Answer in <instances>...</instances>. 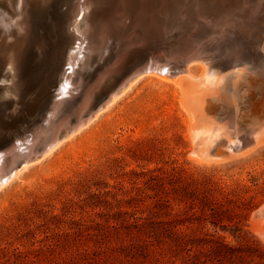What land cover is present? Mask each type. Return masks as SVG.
<instances>
[{
  "label": "rangeland",
  "instance_id": "obj_1",
  "mask_svg": "<svg viewBox=\"0 0 264 264\" xmlns=\"http://www.w3.org/2000/svg\"><path fill=\"white\" fill-rule=\"evenodd\" d=\"M60 1L50 0L51 3L45 4L52 6L46 17L50 55L49 63L42 72H37L22 82L9 74L5 67H0L1 137L24 130L28 123L31 125L37 118L45 115V106L48 108L51 102L60 101L61 95L58 94L62 91L58 79L65 68V54L72 47L66 39L70 37L71 31L68 24L63 23V14L77 0ZM106 1L108 6L104 4L105 0H92L95 6L90 9V27L85 28V34L88 44L101 47L100 30H105L108 26L111 28L110 34L117 36L115 44H118L113 49L117 55L112 61L114 63L117 59L115 68L124 59L126 52V56L131 57L132 52H140L145 46L143 43L142 46L133 45L134 43L131 45V38L128 37L133 32L128 27L122 28L124 32L117 29L121 27L119 21L126 8L123 9V3L128 1L134 2L136 6L133 5L132 12L131 6L129 10L127 8L131 22L137 20L136 25L138 24L142 9L147 5L151 15L143 16L145 20L151 18L147 19L148 23H160L159 31L156 28L152 35L141 34L142 38L139 40L143 36L147 41L157 37L166 39L165 42L158 39V46L165 49H159L151 57L150 63H155L159 54L172 53L170 47L174 44V38L178 41L176 43L186 45V51L190 52L195 47L198 49V46L199 49L203 48V56L209 62L206 64H214L208 66L209 73L217 71L220 66L217 74L216 71L214 75L210 74L213 77L216 75L214 78L219 79V83L243 77L244 72L258 70L264 61L263 0H259L261 3L258 0H214L215 6L212 4L213 0L211 5L210 0H151L153 3L150 5L153 6L148 5V0L147 3L143 0ZM45 5L43 6L46 7ZM249 5L252 9H248ZM151 7L156 9L152 10ZM246 7L249 11L245 10ZM237 8L240 9V14ZM185 9L188 11H184ZM193 12L196 14L192 15ZM224 12L227 17L223 16ZM152 14L157 16L152 18ZM118 15L120 17L117 20ZM228 17L235 21L239 18V24L236 22L239 26ZM219 28L226 29L222 30L227 34L222 35L223 31ZM193 29L197 31L194 32ZM134 34L140 35L138 31ZM184 39H187L186 44ZM182 42L184 43L181 44ZM127 43H130L129 46ZM124 44L127 45L126 48ZM235 48L240 49L236 51ZM97 49L94 53H87L84 64L74 67V74L72 70H67L72 75L73 96H77L86 87L87 76L97 70L103 64V58L108 56L105 51L109 48L101 50L102 54L98 57ZM226 52L229 57L232 56L228 57L230 60L225 57ZM211 54L213 58L209 57ZM120 56L122 60L118 61ZM216 56H220V62ZM162 62L159 64L162 65ZM224 64L229 65L226 68ZM113 69L111 67L110 70ZM193 71L198 75V65L193 66ZM112 74L102 75L100 87L89 89L94 97L103 92L104 82H108ZM18 85L21 88L17 90ZM14 92L18 94L15 95ZM177 93L178 87L169 82L158 83L148 78L139 80L88 127L63 142L48 158L30 166L19 179L13 180L0 191V264H264V235L258 229L259 225H264V219L257 212L264 206V145L247 156L221 164L193 162L190 155L193 141L186 128L187 113L180 106ZM19 94L24 97L22 100ZM61 98L69 101L71 97ZM63 111L66 110L62 108L61 112ZM2 112L7 117L4 118ZM44 122L39 121L37 124L45 127L47 122Z\"/></svg>",
  "mask_w": 264,
  "mask_h": 264
},
{
  "label": "bare ground",
  "instance_id": "obj_2",
  "mask_svg": "<svg viewBox=\"0 0 264 264\" xmlns=\"http://www.w3.org/2000/svg\"><path fill=\"white\" fill-rule=\"evenodd\" d=\"M49 1L50 0H0V67L1 68L5 67L7 69V71L9 72V74L11 73L13 77H17V79L19 81L22 80V82H23L25 79L27 81L35 73H37V72L41 73L42 70L49 63L48 58H49L50 53H49V46H48L49 44H47V42H48V31H47L48 24L46 21V17H48L47 15L49 12V8L52 6H49L50 4H48L47 6L45 5ZM51 1H55V0H51ZM61 1H63V0H61ZM124 1H128V0H124ZM143 1H145V3H147V0H143ZM178 1H180V0H178ZM220 1H222V0H220ZM117 2L118 1H116V3ZM128 2H130V1H128ZM151 2H152L151 0H148V5H150ZM183 2H184V0H183ZM209 2L211 5L212 1L210 0ZM49 3H51V2H49ZM54 3H56V2H54ZM64 3H66V2L64 1ZM156 3H158V2H156ZM213 3H215L214 0H213L212 4ZM256 3H258V2L256 1ZM104 4L106 6H108V3L106 0H105ZM124 4L125 3H123V5ZM132 4L135 6L134 2ZM248 4H250V3H248ZM43 5H45L46 7H44ZM71 5L63 14V18L65 20L63 23H67L69 26L68 28H70V31H71L70 37H68L66 39L68 40V43H70L72 45V47L71 48L68 47L69 48L68 51L66 52V54L64 53L65 59H64L63 64H64L65 68L63 71L61 70L62 74L61 75L59 74L60 79H58L55 76L56 79L60 80L59 88H61V91H62V93L59 92L58 96L59 95L64 96V97L69 96L71 98L69 101L65 100L64 98H63L64 100L62 98H61L62 99L61 100L60 99L61 96H60L59 97L60 101H58V99H56L58 102H53V103L51 102V104L48 106V108H46V106H45V110L47 109V111L45 112V115L37 118V120H35L34 123L32 121H30L33 124L30 125V123H28V127H25L24 130L18 131V132L17 131L11 132L12 135L8 134V136H5V137L0 136V191H2L5 187H7L13 180L19 179L21 174L24 171H26L30 166L41 162L40 160L43 158H48L55 150H57L63 144V142H65L66 140L68 141V140L72 139L77 133L81 132L83 129L88 127L99 115H101L106 110L110 109L112 107V105L117 101L118 98L125 95L139 80L144 79V78L151 79L154 82H158V83H163V82L168 83L169 82V83L178 87V89H179V93H177L178 102H179L180 106L182 107V109H184L185 113H187V120H186L187 127L186 128L188 129V131H187V129H186V131H187V133L189 132L188 134H190V136L192 138L190 140L193 141V145H191L192 148H190L191 153L189 152L190 155L192 156L191 160L193 162L198 163V164H210V163L221 164L222 162H226V161H230V160H236V159L242 158L244 156H247L249 153L255 151L257 148L264 145V61L261 64V67L257 68L258 70L244 72L245 76H243V77L239 76L237 78H234L233 80H230L227 82L225 81L226 83H219V79L214 78V77H216V75L214 77L211 76L216 70L214 71L212 68H210L214 72L212 74L209 73V67L208 66H210L212 64L207 65L209 62H207L205 55L203 56V54H204L203 48L202 49L200 48L201 49L200 50L199 49L200 46H198V44H196V43L194 45H197L198 49H195L196 47L194 48V46H193L194 49H191L190 52L186 51L187 48L186 49L184 48L186 45H178L177 43H174L175 44L174 46L169 45V46H171L170 47L171 51H172L171 54L163 53L161 55L158 53L159 57L156 58L155 63H152V62L150 63L149 62L150 58L159 49H161L163 47V46L162 47L158 46L157 42H159L160 40L162 42L164 40L166 41V39L162 40V38L159 39L157 37L156 39L149 40L147 42V44H145V46H143L144 48L142 50L140 49V52H132V54H131L132 56L131 57L129 56L130 60L128 59L129 57L126 56L127 55L126 53H128V52L125 53L123 60L121 59V56H120V59L118 61H121V60L122 61L119 62V64L116 65V68H115L114 63L117 62L116 61L117 59L115 60L114 63L112 61H114L113 59L115 58V56H117L115 54V51H114L116 49L114 46L117 44V43L115 44V39L117 36L114 37L113 34H110L112 32V30H111V28H109V26H108V28H105V30L104 29L100 30V34H99L100 40L99 41L102 44L101 47H98L95 43H92V44H95L96 46L87 43V36L85 34V31H86L85 28L89 29V27H90L88 25L89 17L91 15L90 9L93 6H95V3L92 2V0H77V2H75L72 6ZM133 5H131V12L133 10L132 8L134 7ZM162 5H160V6H162ZM175 5H177V4H175ZM181 5H183V4H181ZM208 5H209V3H208ZM124 6H123V9H124ZM150 6H153V5H150ZM243 6H244V4H243ZM56 7H58V6H56ZM65 7H67V6H65ZM118 7L120 8L121 6L118 5ZM146 7H149V6L146 5ZM218 7H221V6L218 5ZM249 7L250 8H248V9H252L250 5H249ZM59 8H60V6H59ZM61 8H63V7H61ZM151 8H152V10H154L153 7H151ZM184 8H186V7H184ZM239 8H240V5H239ZM239 8H237L238 14H240ZM157 9H159V8H157ZM187 9H189V8H187ZM215 9H214V11H215ZM220 9H222V8H220ZM241 9H242V11H244L242 6H241ZM128 10H129V8H128ZM128 10L126 8L124 9L123 17L119 21V26H121V27L117 28V29H119V30L121 29L123 31L124 29H122V28L126 29V27H128L129 30H132L133 35L132 34H131L132 36L129 35L128 38H131V45H132V43H134L133 45H137L138 43H140L139 38H141V37L140 36L138 37V36H136V34H134L137 31V29H136L137 25H136V22H133L134 21L133 15L131 16L133 18L132 19L133 21L131 22V19L129 16L130 14H128ZM137 10H140V9H137ZM149 10H150V8H149ZM194 10H196V9H194ZM209 10H210V8H209ZM211 10H213V9L211 8ZM245 10H247V7ZM147 11H148V8H147ZM147 11H146V13L144 12L145 15H147V14L149 15V11H148V13H147ZM184 11H188V10L185 9ZM191 11H192V9H191ZM205 11H206V9H205ZM247 11H249V10H247ZM57 13H59V12H57ZM186 13H188V12H186ZM194 13L195 12H193L192 15H194ZM137 14L138 13H135V15H137ZM155 14H157V13H155ZM163 14H162V16H163ZM189 14H191L190 11H189ZM189 14H186V15H189ZM202 14H204V12ZM209 14H210V12H209ZM238 14L236 13V16ZM119 15L117 16V20H118V17H120ZM150 15L147 17H150ZM152 15H153L152 18H154L155 15L154 14H152ZM157 15H159V14H157ZM207 15H206V17H207ZM225 15H226V13L223 16H225ZM121 16H122V14H121ZM200 16H202V18H203V15L200 14ZM249 16H250V14H249ZM158 17H160V16H158ZM190 17H193V16L190 15ZM196 17H199V16H196ZM218 17H219V15H218ZM225 17H227V16H225ZM138 18H140V17H138ZM170 18H171V16H170ZM186 18H187V16H186ZM257 18H259V17H257ZM260 18H262V17H260ZM147 19L148 18H146V21H147ZM150 19L151 18H149L148 20H150ZM159 19L163 20V19H161V17ZM180 19H182V16ZM195 19H197V21H198V18H195ZM229 19H227V20H229ZM231 20L232 19H230V21ZM188 21H190V20H188ZM232 21H235V20H232ZM238 21H240L239 18H238V20H236L235 22H232V23L237 24ZM31 22L34 25L33 29H32V23ZM161 22L163 23L164 21H161ZM194 22L196 23V21H194ZM206 22H205V24H206ZM175 23H176V21H175ZM186 23L188 25V22H186ZM262 23H264V22H262ZM114 24H115V22H114ZM158 24L160 27L159 22H158ZM116 25H118V24H116ZM221 25H222V22H221ZM161 26H164V25L162 24ZM165 26H167V24ZM174 26H175V24H174ZM203 26H205V25H203ZM217 26H218V24H217ZM224 26L226 27L225 24H224ZM234 26H236V25H234ZM190 28H191V26H190ZM192 28H194V27H192ZM163 29H166V28H163ZM208 29H209V27H208ZM222 29H224V28H222ZM222 29H220V30H222ZM259 29H261V28H259ZM168 30H170V29H168ZM195 30L193 29L194 32H195ZM212 30H213V32L215 31L213 29V27H212ZM224 30H226V29H224ZM158 31H159V29H158ZM187 31H189V30H187ZM187 31H185V33ZM118 32H121V31H118ZM123 32H121V33H123ZM128 32H130V31H127V33ZM161 32H162V30H161ZM175 32H177V31H175ZM219 32H221V31H219ZM97 33H99V32H97ZM127 33H126V35H127ZM211 33H212V31H211ZM224 33H226V32L223 31L222 35H224ZM258 33H257V35L259 36ZM178 34H180V33H178ZM219 34H221V33H219ZM114 35H116V34H114ZM123 35H124V33H123ZM147 35H149V34H147ZM197 35H200V34H197ZM34 36H37V37L35 38ZM193 36H195V35H193ZM230 36L233 37L234 35H230ZM167 37L169 38V36H167ZM184 37H187V36H184ZM213 37L214 36H212V38ZM216 37H218V36H216ZM226 37L224 38L225 40H226ZM163 38H165V37H163ZM257 38H255V39H257ZM260 38L261 37H259V39ZM143 39H144V36H143ZM158 39H159V41H158ZM175 39L176 38H174V40ZM262 39L264 41V38H262ZM117 40H120V39H117ZM228 40H229V38H228ZM126 41H128V40H126ZM129 41H130V39H129ZM203 41H205V40H203ZM258 41H261V40H258ZM167 42H168V40H167ZM184 42H182L181 44H183V43L186 44L187 39H186V41L184 39ZM210 42H212V41H210ZM128 44H130V43H127V45ZM262 44H263V42L261 43V45ZM127 45H125L124 47L126 48ZM164 45H165V43H164ZM191 45H193V44H191ZM204 45H206V44H204ZM138 46H140V45L138 44ZM211 46L212 45H210V48H211ZM220 46L221 45H219L218 47H220ZM97 47H98V49H97ZM134 47H137V46H134ZM106 48H109V49H107V51H105V52H108V54L105 53L108 56L105 59L103 58V61H102L103 64L100 65L98 67V69L95 70L94 72L90 71L91 72L90 75L87 76V81H88L87 83L88 84L86 85V87L83 90H81L77 96H73L72 94H75V93H74V91L71 93V90H73V89H71V87L73 86L72 79H71L72 75H71V73H68L67 70H69V71L72 70V74H74L75 73L74 67L78 66V65L80 66L81 65L80 63L84 64L86 62L84 59H86L85 57H86L87 53H94V52H96L95 50L97 49L98 54H96V53L95 54L98 57L99 55L101 56V54H102L101 50H105ZM125 48H123V50ZM163 48L165 49V47H163ZM260 48H261V46H260ZM33 49H34V51H33ZM211 49H214V48H211ZM239 49L235 48L236 51ZM255 49L259 50L258 47H256ZM204 50H205V48H204ZM167 51H168V48H167ZM234 51H232V52L234 53ZM123 52H122V54H123ZM220 53H222V52H220ZM257 53H258V51H257ZM51 54H52V52H51ZM212 54H213V51H212ZM212 54H211V56H209V55H207V56H209L211 58ZM216 55H218V54H216ZM223 56H225V55H223ZM104 57H105V55H104ZM216 57H215V59H216ZM225 57H227V58L229 57L228 53H227V56H225ZM225 57H222V58L225 59ZM230 57H232V56H230ZM166 58H167V61H165ZM217 58H219L218 59V61H219L220 56H218ZM227 58L225 60H227ZM99 59H100V61L102 60V58H99ZM240 59H242V58H240ZM235 60H237V59H235ZM162 61L166 62V64L165 63L163 64ZM160 62H162L161 63L162 65L159 64ZM206 62H207V64H206ZM219 62H218V64H219ZM243 62H245V61L243 60ZM211 63H212V61H211ZM222 63H223V61H222ZM237 63H239V62H237ZM240 63H241V60H240ZM194 65H198V68H199L198 75L196 73H194V71H193ZM247 65L248 64H246V66ZM212 66H214V64ZM227 66H226V68H227ZM230 66H231V63H230ZM237 66H238V64H237ZM259 66H260V64H259ZM111 67H113L114 69L110 70ZM219 67L220 66H218V70H219ZM239 67H240V65H239ZM229 68H231V67H229ZM229 68H228V70H229ZM240 70L242 71V69H240ZM217 71L215 72L216 74H217ZM222 71H223V69H222ZM104 74H112V76H111V78H109L108 82H104V86L101 84V86L104 87L103 92L102 93L100 92L101 94L99 96L94 97L93 94L90 92L91 90H89V89L96 88L98 86L100 87V82H101L100 79L101 78L103 79L102 75L104 76ZM226 76H225V78H226ZM231 76H232V74L230 75V77ZM227 78H228V76H227ZM58 80H56V81H58ZM4 82H7V81H4ZM9 83H11V82H9ZM18 84L22 85L21 83H18ZM2 85H3V83H2ZM9 85L8 86L11 88V84H9ZM57 86H58V83H57ZM19 87L20 86L18 85V87H16V89L18 90ZM51 87H52V85H51ZM229 87H231V88H229ZM229 89H231V90L229 91ZM59 91H60V89H59ZM100 91H102V88ZM10 92H12V90ZM95 92H94V94H95ZM14 93H15V95L18 94V93L16 94V92H14ZM20 95L21 94H19V96ZM96 95H98L97 92H96ZM20 97H21V100H22V98H24L23 96H20ZM94 99H95V101H98V100L99 101L95 102ZM52 101H54V100H52ZM71 104H73V106H71L73 108L71 110H69L71 108L70 107ZM16 105H17V103H16ZM62 108L65 109L66 111L61 112ZM5 110H7V109H5ZM10 111H12V110H10ZM12 112H11V114H12ZM5 113L7 114V112H5ZM5 113L2 112V114H4V115H5ZM0 114H1V112H0ZM14 115H15V113H14ZM28 115H30V114H28ZM38 116H39V114H38ZM5 117H7V116L5 115L4 118ZM39 121H40V123L45 121L44 123L47 122V124L45 125V127H41L42 126L41 124L40 125L37 124ZM23 122L25 123V121H23ZM19 128H21V127H19ZM7 133L8 132H6V134ZM189 159H190V156H189ZM257 212L260 213V216H261L260 218L264 219V206L262 208H260ZM255 219H256V217H255ZM256 220H259V218ZM258 229H259L260 233L264 235V225H261V226L259 225Z\"/></svg>",
  "mask_w": 264,
  "mask_h": 264
},
{
  "label": "water",
  "instance_id": "obj_3",
  "mask_svg": "<svg viewBox=\"0 0 264 264\" xmlns=\"http://www.w3.org/2000/svg\"><path fill=\"white\" fill-rule=\"evenodd\" d=\"M126 4V5H125ZM124 5V7H126V9L127 8H129L131 5H133L132 4V2L130 1V2H127V3H125ZM146 10H147V7L145 6L144 8H143V11H142V15L141 16H145V13L144 12H146ZM145 21V22H144ZM137 22V21H136ZM158 26H159V24L158 25H156V23H148L146 20H145V18L144 17H141V19L139 20V22H138V24H137V31L140 33V37L142 38V36H141V34H149V35H152V34H154L155 32H156V28H158ZM138 36V37H139ZM148 39H146L145 38V40L144 39H140L139 41H140V43H138L139 45H141L142 43L143 44H146L148 41H147ZM138 41V42H139ZM176 41L177 40H173V42L174 43H176ZM178 45H180L179 43H177ZM174 45V44H173ZM172 45V46H173ZM185 48V47H184ZM150 60H151V58H150ZM150 60H149V62H150Z\"/></svg>",
  "mask_w": 264,
  "mask_h": 264
}]
</instances>
